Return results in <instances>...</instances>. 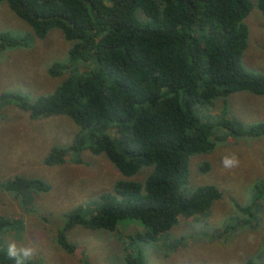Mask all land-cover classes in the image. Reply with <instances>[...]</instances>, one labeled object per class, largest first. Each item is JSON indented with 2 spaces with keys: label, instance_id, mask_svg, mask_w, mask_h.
<instances>
[{
  "label": "trees",
  "instance_id": "trees-1",
  "mask_svg": "<svg viewBox=\"0 0 264 264\" xmlns=\"http://www.w3.org/2000/svg\"><path fill=\"white\" fill-rule=\"evenodd\" d=\"M2 1L34 37L42 39L55 29L70 45L64 60L46 67L49 77L61 76L50 90L30 97L3 89L0 104L19 110L17 125L43 128L48 137L61 135L56 126L76 129L69 143L50 145L43 163L64 162L68 153L82 162L80 154L88 151L103 155L122 175L114 192L98 195L100 209L75 208L63 215L57 244L71 251L63 233L74 225L111 231L122 221H134L125 262L146 264L149 240L175 225L179 215L205 212L221 196L211 181L188 185V159L213 149L211 128L218 125L234 137L264 136V119L241 126L221 113L212 126L201 117V106L215 100L225 106L230 93L264 95V74L241 63L247 39L243 19L251 0ZM254 2L264 24V0ZM30 36L0 32V56L27 46ZM207 168L203 162L201 169ZM262 183L254 199L264 192ZM1 185L21 198L25 187L47 188L21 176ZM4 249L0 264H10ZM243 264H264V258L247 257Z\"/></svg>",
  "mask_w": 264,
  "mask_h": 264
},
{
  "label": "rangeland",
  "instance_id": "rangeland-1",
  "mask_svg": "<svg viewBox=\"0 0 264 264\" xmlns=\"http://www.w3.org/2000/svg\"><path fill=\"white\" fill-rule=\"evenodd\" d=\"M251 2L243 19L247 39L241 63L244 68L264 74V24L254 0ZM0 32L31 35L27 46L0 56V90L10 89L32 97L61 80V76L51 78L46 74L52 60L65 59L70 45L58 30H50L42 39L34 37L28 25L2 1ZM201 109L202 120L212 126L221 113L246 126L264 119V95L235 92L226 97L225 106L215 100ZM19 115L12 103L0 104V224L6 222L0 226V248H6L13 240L30 243L37 249L30 264H127L128 238L134 230L128 221L120 222L112 231L75 225L63 233V239L74 246L71 251L57 244L63 214L75 208L93 212L99 206L98 195L114 192V182L122 175L103 155L88 151L80 154L82 162L72 161L68 153L64 162L43 163L50 145L69 143L76 129L56 126L61 135L56 133L52 138L44 135L43 128L35 130L32 125L33 132L29 134L26 123H15L14 118ZM114 130L109 133L112 135ZM210 138L214 143L210 152L193 154L188 159V185L211 181L221 190V196L208 211L187 218L179 216L175 225L149 240L143 254L146 264H243L247 257L259 261L264 258V192L254 199L257 184L264 182V136L234 137L216 125L211 128ZM232 154L239 165L226 169L222 157ZM203 162L208 164L206 171L201 169ZM17 176L38 179L47 188L25 187L26 202V198L1 185Z\"/></svg>",
  "mask_w": 264,
  "mask_h": 264
},
{
  "label": "clouds",
  "instance_id": "clouds-1",
  "mask_svg": "<svg viewBox=\"0 0 264 264\" xmlns=\"http://www.w3.org/2000/svg\"><path fill=\"white\" fill-rule=\"evenodd\" d=\"M255 4V2H254ZM246 68V67H245ZM237 92H245V91H237ZM235 93V92H233ZM231 94V93H230ZM229 95V94H228ZM221 117V116H220ZM206 121V120H205ZM222 165L226 169H231L239 165V160L235 156V154L232 155H225L222 157ZM114 190V189H113ZM183 194H188L187 192ZM218 199V198H217ZM211 206V205H210ZM101 206L99 204L98 207L94 209V211L100 209ZM93 211V212H94ZM208 211V210H207ZM67 213V212H66ZM65 214V213H64ZM63 214V215H64ZM194 215V214H193ZM180 216V215H179ZM178 216V217H179ZM177 217V218H178ZM63 219V217H62ZM126 223H131L133 224L134 221L126 222ZM62 224V222H61ZM121 224V223H120ZM118 225V224H117ZM116 225V226H117ZM61 226V225H60ZM75 226V225H74ZM81 226V225H79ZM73 227V226H72ZM71 227V228H72ZM83 227V226H82ZM86 228V227H84ZM89 229V228H86ZM115 229V228H114ZM112 229V230H114ZM58 230V229H57ZM69 230V229H68ZM94 230V229H91ZM111 230V231H112ZM67 231V230H66ZM65 231V233H66ZM58 232V231H57ZM72 245V244H71ZM73 246V245H72ZM74 247V246H73ZM3 254L5 255L6 259L10 262V264H30V262L36 257L37 255V249L34 248L30 243L29 244H21L18 243L17 241H9L7 243L6 248L3 250Z\"/></svg>",
  "mask_w": 264,
  "mask_h": 264
}]
</instances>
